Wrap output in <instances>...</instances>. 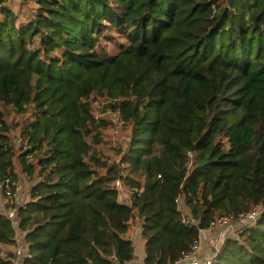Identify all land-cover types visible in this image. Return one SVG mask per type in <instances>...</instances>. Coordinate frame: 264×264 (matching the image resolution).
Listing matches in <instances>:
<instances>
[{
  "label": "trees",
  "instance_id": "trees-1",
  "mask_svg": "<svg viewBox=\"0 0 264 264\" xmlns=\"http://www.w3.org/2000/svg\"><path fill=\"white\" fill-rule=\"evenodd\" d=\"M32 1L20 20L0 0V180L17 164L42 178L18 210L23 264L134 260L136 216L144 264H170L215 218L264 205V0ZM97 96L131 137L112 164ZM256 220L213 264H264L261 207ZM15 242L0 212V264Z\"/></svg>",
  "mask_w": 264,
  "mask_h": 264
},
{
  "label": "rangeland",
  "instance_id": "rangeland-1",
  "mask_svg": "<svg viewBox=\"0 0 264 264\" xmlns=\"http://www.w3.org/2000/svg\"><path fill=\"white\" fill-rule=\"evenodd\" d=\"M10 5L19 12L20 14V20H24L26 17L25 13H22V4L21 0H9ZM33 4V5H32ZM31 6H35L34 0L31 2ZM104 49L109 53H118V50L114 48L111 41H103L102 43ZM93 108H94V115L98 118H105L109 122L108 126L103 128V141L99 149H101L104 152L105 159L109 160V163H113L118 160L119 158V152L117 150H126L129 146L130 142V134L128 127H125L124 121L121 118V115H119L118 112L112 110L110 107H107V103L109 102L107 98L103 97H95L91 99ZM12 135L16 141L17 144H19V137L17 131H12ZM16 171H17V179L12 182V185L14 187V191L19 194L21 197L20 204H26L31 200V190H32V184L35 181V178L31 179L29 178L22 170L21 166L19 164L16 165ZM122 188H119V198L122 202L131 204L132 202V190L129 188V186H126L122 184ZM5 200V194L2 188L0 187V210L3 208V202ZM179 208L182 210L183 216H186L189 214L188 207L184 204L183 199L179 198L178 200ZM261 209H264L263 204H259ZM259 207V209H260ZM258 212V209L256 210ZM257 220H255L252 223H255ZM249 220L247 219H236L232 220L231 225H229L224 231L222 227H214V228H207L202 231L203 237L201 241V254L203 256L213 255L218 251V249H221V246L223 245V242L228 237H236L238 235V231L247 225ZM141 225V218L136 216L132 221L131 229L128 233V236L133 238V242L137 238L139 241V244L135 243V249H137V254L140 256L139 264H142V261L144 259V239L141 234L140 230ZM15 236L19 240H23V237L25 236V232L21 230L19 227L15 228ZM26 242V240H25ZM27 246L28 243L26 242ZM217 246V247H215ZM14 245H10L9 248H4V254L7 251L12 252L14 249ZM27 252V250H26ZM137 264V263H136Z\"/></svg>",
  "mask_w": 264,
  "mask_h": 264
},
{
  "label": "built area",
  "instance_id": "built-area-1",
  "mask_svg": "<svg viewBox=\"0 0 264 264\" xmlns=\"http://www.w3.org/2000/svg\"><path fill=\"white\" fill-rule=\"evenodd\" d=\"M31 179L35 178V181L32 185H34L39 179H42L40 177L34 176L29 177ZM112 186L119 188H122V183L120 180H115L112 183ZM0 187L4 191L5 194V200L3 202V208L0 210V212L6 216L11 222L14 227H19V220H18V210L20 207L25 206L26 204H20L21 197L18 193L14 191V187L12 184H10V180L7 178L5 180H0ZM31 195V194H30ZM259 210V207L257 208ZM257 209H252L248 214L241 213L239 215L240 219H247L250 223L254 222L256 220L257 215ZM232 216H220L215 218L210 222L209 228L214 227H222L221 231L225 230L229 225H231L232 222ZM191 221H193L190 217V214L183 216V222L185 224H189ZM141 230V225H140ZM202 231L203 229H200V235L198 238L194 239L192 243L188 246L186 250H183L181 254L170 264H213L215 261V258L219 252V249L216 253L213 255L203 256L201 254V241H202ZM15 244L14 249L12 250V264H23L24 258L27 254V244L25 242V236L23 237V240H19L15 236ZM217 247V246H215ZM124 264H136L134 260L127 261Z\"/></svg>",
  "mask_w": 264,
  "mask_h": 264
},
{
  "label": "crops",
  "instance_id": "crops-1",
  "mask_svg": "<svg viewBox=\"0 0 264 264\" xmlns=\"http://www.w3.org/2000/svg\"><path fill=\"white\" fill-rule=\"evenodd\" d=\"M131 238V237H130ZM132 239V241L134 240L133 238H131ZM135 241H136V243H138L139 244V241H138V239L136 238L135 239ZM134 241V242H135ZM135 247H137V246H135ZM145 256V255H144ZM139 259H140V256L137 254V249H135V259H134V261H135V263H137V264H139ZM142 261V264H144V259L143 260H141Z\"/></svg>",
  "mask_w": 264,
  "mask_h": 264
}]
</instances>
